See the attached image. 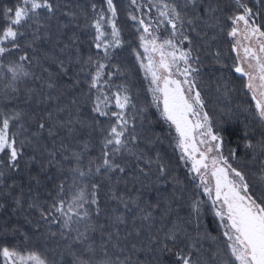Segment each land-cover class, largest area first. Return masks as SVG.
Wrapping results in <instances>:
<instances>
[{
	"label": "snow or ice",
	"instance_id": "6c2138e0",
	"mask_svg": "<svg viewBox=\"0 0 264 264\" xmlns=\"http://www.w3.org/2000/svg\"><path fill=\"white\" fill-rule=\"evenodd\" d=\"M102 3L106 6V11L103 7L97 10L96 3L91 4L94 16L86 27L94 30L91 46L96 49L97 54L103 52V56L97 59L90 54L87 60L81 62L79 57L76 60V63L81 64L77 73V83L79 73H84L88 87L85 96L94 97L91 101V112L93 123L101 134L100 155L89 160L87 171L82 168V153L72 152L71 156L66 155L64 157L66 161L74 162L69 169L72 184L67 185L68 191H65L66 184L62 181L58 185L56 197L47 208H44L36 198L30 197L27 204L28 209L39 213L45 224L56 223L62 217V236L65 235V231H71L73 217L77 218V223L89 221L85 231L80 232L77 229V235L73 238L76 243L82 245L89 240L88 231L95 232L97 227L100 230L105 227L103 224L93 225L89 220V209L85 208V205H91L97 216L101 214L98 198L100 184L94 182L92 177H104L110 181L112 174L119 173L120 175L116 177L119 182L127 173L128 161L124 160L125 156L135 159L137 171L144 176H148L152 165H156L157 183L168 175V168L159 153L153 159L145 150L139 149L142 138L135 128V114L143 113L144 108L137 109L126 85L113 83V77L123 73L118 66L109 65L108 61L112 59L110 49L122 46V30L118 26V8L115 0H102ZM130 3L137 12L141 11L142 5L138 0H130ZM230 3L231 13L225 15L219 3H213L212 0L203 7L201 0H181L180 3H177V0H147L149 11L155 10L157 13L155 18H147L146 14L142 17L131 13L128 18L137 27L139 34L143 55L135 49L133 51L144 72L145 80L148 81L152 104L157 108L160 118L175 130L180 161L182 164H191L189 178L194 182L198 180L194 186L199 191L197 198L191 201L188 223H192L193 218L200 221L205 214L204 205L210 202L208 211L219 222L223 237V241L216 237L212 238L218 244V250L212 255L213 264L217 261L219 264H264V161L260 163L259 170L253 173L254 179H250L243 170L230 162L229 156L232 160L238 158L235 149H229V156L224 154V137L219 127L212 123L209 114L204 111L205 102L199 86L202 62L199 55L193 56L192 39L188 34L189 29L185 27L188 25L190 30L195 32V25L199 21L209 27H218L221 32L227 29V36L234 41L232 51L237 54L233 71L245 78L244 87L247 93L251 94L256 117L261 127H264V22L259 20L260 13L264 12V0H255L256 8L251 7L248 0H230ZM58 10L59 4L53 3V0H16L14 6L0 10V18L4 21L3 27L0 28V58L14 51L21 53L18 60L8 61L6 65L0 61V70H6L10 74L8 77L0 71V79L9 80L6 85L10 90L9 98L18 93L16 86L18 81L23 78L39 79L31 71L32 67H43L38 58L29 56L21 49L20 38L26 36L24 29H31V41L26 42L24 47L32 48L35 52L36 49L33 47L35 42L47 37V33L44 37L40 34L41 29L45 27L42 18L52 20ZM189 12L192 15H189ZM218 12L220 15H216ZM64 15L75 17V14L70 13ZM222 17L227 22L223 26ZM209 19L215 23L209 24ZM161 28L170 29L169 34L161 36ZM70 39L75 44L77 37L73 34ZM70 46L66 44L65 48ZM195 51L198 53L199 49ZM214 60L221 68L227 67L218 51L214 54ZM58 67L61 73L67 74L69 69L65 67L64 61H60ZM110 67L115 71L108 70ZM43 71L48 72V69L43 68ZM50 77L51 73L47 82L48 88L51 89L54 84ZM224 88L226 94L227 84ZM23 115L24 113L20 111L0 110V201H10L14 214L18 210H24V198L23 188L17 191L16 180L12 177L21 173L22 168L30 169L36 162L34 156L25 158V149L32 146L33 141L27 136L24 139L20 138L22 134L28 132L21 123ZM48 116L50 119L51 113ZM98 118L107 120V128L100 127L101 120ZM81 126H85L83 122ZM45 130L49 137L56 135L53 128L40 121L38 132H33L32 136L38 137ZM68 131L71 133L74 129L69 128ZM257 146L264 152V140L258 145L250 142L245 144L246 148ZM87 147L85 144V149ZM48 155L53 159L55 157L54 152H48ZM140 162L147 165L148 170L141 167ZM48 163L52 164L53 160L50 159ZM45 170L41 168V171ZM134 178L139 179V176ZM29 180L34 181L37 186L40 185L39 174L29 173ZM73 187L76 188L74 192ZM200 191L207 198L206 201L198 198ZM65 197L70 198L66 200ZM110 198L118 201L126 209L129 208V204L139 208L138 214L142 213L140 219L147 222L149 228L153 226L154 209L159 205L140 208L139 197L125 199L124 195H117L114 190H111ZM4 207L5 203L0 202V208ZM170 210L169 204L165 215ZM124 222L122 215L116 216L113 221L114 224ZM170 224L171 226L161 224L156 234L149 236L147 249L151 251L154 248L160 257L170 256L168 264H207L200 243L207 237V233L201 234L198 231L197 236L193 237L181 222L179 214L176 219L170 221ZM16 231L17 229H10L6 223L0 225V239L4 241L0 243V264H49L42 253L31 251L22 254L17 247L7 246V238L15 235ZM139 234L136 233L137 236ZM114 235L117 242L112 243L113 249L119 247V233L107 234L108 242L113 241ZM132 249L134 252L144 250L137 248L135 244L132 245ZM101 252L102 254L98 255ZM120 252L123 253L124 249L121 248ZM71 254L72 264H131L129 256L123 259L117 256L113 259L104 243H101L99 249L89 243L85 245L82 253ZM52 264L57 262L53 261ZM158 264H163V261H158Z\"/></svg>",
	"mask_w": 264,
	"mask_h": 264
},
{
	"label": "trees",
	"instance_id": "16d2710c",
	"mask_svg": "<svg viewBox=\"0 0 264 264\" xmlns=\"http://www.w3.org/2000/svg\"><path fill=\"white\" fill-rule=\"evenodd\" d=\"M181 0H177L180 3ZM213 3H219L224 9L225 15L230 14L232 6L230 0H212ZM16 0H0V10L4 7H12ZM53 3L59 4V10L52 20H43L45 27L41 29V36L47 33L46 38L35 42L32 48H25L26 42L31 41V29H24L26 36L20 38L21 49L26 51L29 56L39 59L40 66L32 67L31 71L39 79L23 78L17 82L18 93L9 98V91L6 88L8 79H0V110L20 111L24 113L21 123L28 129L25 136L32 139V146L25 149V158L34 156L36 162L30 169H23L21 173L16 174L12 179L16 180L17 191L23 188L24 210L12 212L13 205L10 201H0L5 203L4 208H0V225L7 224L8 227L17 229L15 235L7 238L6 244L9 247H17L22 254L36 251L42 253L52 264H72L73 252L80 254L84 251L86 244H92L94 248L99 249L101 243L106 244L113 259L120 256L131 258V264H163L170 262V256L160 257L159 253L148 250L149 236L156 234L161 224L171 226L170 221L179 218L184 226L188 229L193 237L207 233V237L200 241L203 248V255L207 264H213L212 255L218 250V244L213 237L223 241L220 232L219 222L208 209L210 202L204 205L205 214L200 221L193 218L192 223H188L191 208V201L197 198L198 189L192 181L186 164L180 161V152L176 148V133L169 127L159 115L157 108L152 104L151 94L148 91V81L145 80L144 72L140 68L136 59V52L143 55V50L139 44V34L137 27L128 18L129 13L147 18H155V10L149 11L147 0H138L142 5L141 11L137 12L131 5L130 0H115L118 8V26L121 28L122 46L116 49H110L112 59L108 61L109 65L119 67L123 75L113 77L114 84H124L128 87L137 109L144 108L143 113L135 114V128L141 136L139 149H143L153 159L157 153L168 168V175L157 183L158 173L156 165H152L148 176H144L136 169L137 162L131 156H125L124 160L128 161L127 173L118 182L116 177L119 173L112 174L111 180L104 177H92L94 182L100 184L98 193L99 206L101 214H95L94 207L85 205L89 209V220L93 225H105L103 230L97 227L95 232L88 231L89 240L85 244H79L74 241L77 235V229L80 232L85 231V226L89 221L76 222L77 218L73 217L71 231H65L61 235V217L56 223L45 224L35 210L28 209L29 198H36L40 204L47 208L52 203L53 198L57 195L58 185L63 181L66 184L65 191H68L67 185L72 184V174L69 169L73 163L66 161L64 157L71 156L72 152L82 153V168L87 171L89 160L100 155L101 134L99 128L93 123V114L91 112L92 98L85 96L88 91L85 83L84 73H79V83H77V73L81 64L76 63L79 57L81 62L87 60L91 54L95 58L103 56V52L97 54L92 47V36L94 30L86 25L90 24L94 13L91 4H97V10L106 6L102 0H53ZM209 0H201V5L207 6ZM251 7L256 8L255 0H248ZM64 13L75 14L64 15ZM189 15L192 13L189 12ZM220 15V13H216ZM259 20L264 22V12L260 13ZM215 22L209 19V24ZM227 22L221 18V26ZM4 21L0 18V28ZM64 25H67L64 27ZM35 25H33V28ZM188 34L192 39L193 56L199 55L200 61V90L205 102L204 111L207 112L214 125H217L224 137L223 152L229 156V149H235L238 158L230 162L237 168L243 170L250 179H254L253 173L259 170L260 163L264 161V152H261L257 146L255 148H246L245 144L250 142L258 145L264 140V127H261L256 117L255 103L251 99V94L247 93L244 85L246 80L233 71V64L236 61L237 54L232 51L233 40L227 36V29L221 32L218 27H209L207 24L197 22L196 31L192 32L190 26ZM230 27V25H229ZM110 31V29H109ZM170 29H160L161 36H167ZM77 37L76 43L73 44L70 37ZM71 45L65 48V45ZM187 47V45H184ZM195 49H199L197 53ZM219 52L221 60L226 63L227 67L221 68L214 60V54ZM20 52H12L6 57L0 58V61L6 65L8 61L18 60ZM60 61H64L65 67L69 70L67 74L61 73L58 67ZM35 62V61H34ZM47 68L48 72L43 71ZM108 70L115 71L113 68ZM3 71L5 76L10 74ZM92 71V69H89ZM49 73L53 88H48ZM227 84L228 90L225 94L224 85ZM220 91H217V89ZM31 90V91H29ZM75 101V103H74ZM51 113L49 119L48 114ZM101 120L100 127L107 128L108 122L105 118ZM43 121L47 127L53 128L56 135L49 137L45 130L38 137L32 136L33 132H38V122ZM71 121V123H69ZM81 122L85 126H81ZM90 125V126H89ZM74 129L69 132L68 129ZM16 131V129H12ZM152 143H149V142ZM85 144L88 145L85 149ZM35 149V151L33 150ZM47 149V151H45ZM67 149V151H65ZM48 152H54V159L48 155ZM52 159L53 163L48 161ZM140 166L148 170V166L140 162ZM46 169L41 171V168ZM29 173L39 174L40 185L29 180ZM139 176V179H135ZM173 177L175 179H173ZM179 181V183H176ZM11 182V180L9 181ZM83 186V185H80ZM117 195H124L125 199H135L139 197L138 204L140 208H147L149 205H159L154 209L155 220L153 226L149 228L148 223L140 219L139 208L129 204L126 209L118 201L112 200L111 190ZM75 187L72 188L74 192ZM89 186V191H90ZM70 197H65L67 200ZM199 199L207 200L202 191L199 192ZM171 210L167 212L168 205ZM131 209V210H129ZM59 215V214H57ZM122 215L124 223H113L116 216ZM31 221V222H29ZM109 232L119 233V247L113 249L112 243H116L115 235L112 242L107 241ZM139 232V236L136 233ZM55 233V234H53ZM4 241L0 239V243ZM137 248H143V251L134 252L132 245ZM124 249L121 253L120 249ZM102 254L98 253V255ZM87 258V257H86ZM219 264V262H215Z\"/></svg>",
	"mask_w": 264,
	"mask_h": 264
},
{
	"label": "rangeland",
	"instance_id": "374dc122",
	"mask_svg": "<svg viewBox=\"0 0 264 264\" xmlns=\"http://www.w3.org/2000/svg\"><path fill=\"white\" fill-rule=\"evenodd\" d=\"M241 40H242V38H241ZM242 43H244V42H243V40H242ZM142 50H143V49H142ZM240 55H241V56L243 55V52H242V51H241ZM144 63L146 64V63H147V61L145 60V61H144ZM186 168H187V170H189V169H190V167H189V165H188V164H186Z\"/></svg>",
	"mask_w": 264,
	"mask_h": 264
},
{
	"label": "flooded vegetation",
	"instance_id": "af4514ba",
	"mask_svg": "<svg viewBox=\"0 0 264 264\" xmlns=\"http://www.w3.org/2000/svg\"><path fill=\"white\" fill-rule=\"evenodd\" d=\"M172 130H174L173 128H172ZM175 131V130H174ZM188 165H189V167H191V164L190 163H188Z\"/></svg>",
	"mask_w": 264,
	"mask_h": 264
}]
</instances>
